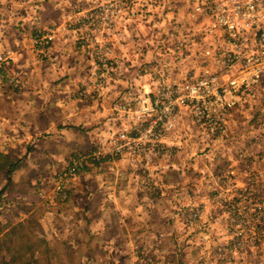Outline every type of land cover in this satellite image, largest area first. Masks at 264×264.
<instances>
[{
    "label": "rangeland",
    "instance_id": "rangeland-1",
    "mask_svg": "<svg viewBox=\"0 0 264 264\" xmlns=\"http://www.w3.org/2000/svg\"><path fill=\"white\" fill-rule=\"evenodd\" d=\"M50 1L56 21L29 33L16 24L14 40L0 39L14 57L0 68L1 155L17 165L10 178L0 171V227L28 224L47 239L53 264H264V76L222 133L185 106L160 154H116L121 130L148 125L153 113L138 119L140 107L203 65L215 69L203 55L211 39L200 37L209 20L186 21L191 0H125L132 8L108 28L95 7L86 12L100 0ZM76 7L82 22L69 25ZM39 79L48 84L36 87ZM73 161L84 168L59 196ZM87 189L100 196L91 213L81 206ZM108 192L125 205L111 222L99 205ZM70 193L76 206L56 218Z\"/></svg>",
    "mask_w": 264,
    "mask_h": 264
},
{
    "label": "built area",
    "instance_id": "built-area-1",
    "mask_svg": "<svg viewBox=\"0 0 264 264\" xmlns=\"http://www.w3.org/2000/svg\"><path fill=\"white\" fill-rule=\"evenodd\" d=\"M191 2L186 14L188 21L209 20L208 26L203 24L200 28V37L211 39L212 45L203 49V55L211 59L215 69L203 65L201 75L189 78L183 83H174L173 91L161 92L147 107H140L137 111L138 119L144 112L153 113L148 125L133 136L128 134L127 129L121 130L117 138L119 144L114 148V153L127 149L133 153L146 151L160 154L164 149L160 142L174 131L179 116L178 109L185 106L196 121L209 120L214 125L212 131L222 133L230 111L250 95L264 76V0ZM129 3L131 6L125 0H100L86 12H93L95 7L94 12L103 15V23L110 28L114 17L125 12V7L132 8L133 2ZM82 11L76 7L72 12L66 13V23L80 24L82 20L77 15L82 14ZM130 12L136 13L132 9ZM85 19L88 20L89 17L85 16ZM42 40L49 43L52 40L51 32L43 36ZM13 59L11 51H1L0 68ZM214 70L230 75L221 76ZM6 149V144L0 141V154ZM99 155L100 151L94 154L95 158L92 157L98 159L101 157ZM75 161L63 173V179H60L63 174L59 175L57 191L62 192L66 188L65 180L78 171L81 164Z\"/></svg>",
    "mask_w": 264,
    "mask_h": 264
},
{
    "label": "crops",
    "instance_id": "crops-1",
    "mask_svg": "<svg viewBox=\"0 0 264 264\" xmlns=\"http://www.w3.org/2000/svg\"><path fill=\"white\" fill-rule=\"evenodd\" d=\"M55 4H53V2H51L50 0H0V11L7 9L6 10V14L8 16L7 19H5V21L3 22V20L0 22L1 26H0V39H12L14 40V36H17L18 31H14V25H25V28H21V30L27 31V33L30 32V28L29 25H31V28H35V27H45L49 24H51L52 22L57 20V12H55ZM10 9V11H8ZM57 10V8H56ZM186 21H188V19H186ZM24 32H22V36H24ZM22 38V37H21ZM24 40V39H22ZM34 71H36V68H32ZM38 71V69H37ZM39 83L36 85V83L34 85H36V87L40 88L41 87H45L46 84H48V82L46 80H42L39 79ZM68 81H73L71 79H68ZM61 82V81H60ZM59 84V83H58ZM58 84H55L58 85ZM43 95L45 94L44 92H42ZM1 156V154H0ZM109 168V167H108ZM105 170V168H104ZM104 185H106V183L104 182ZM73 186V185H72ZM75 188V187H74ZM96 189H93L92 191L87 189L85 195L84 196V200L86 201V206L81 204V206H83L84 210L86 209L87 213H91L92 212V208H94L93 202L96 201L97 199L100 198V196H96ZM70 195V196H69ZM75 194H68L67 198L64 200V202L62 203V205L64 203H68L67 207H62V206H58L55 209V217L57 218V216H63L65 215L64 212H71L72 209L76 206V203L72 202L71 200L73 199ZM108 197L107 196H103V198H101V202L99 203V205L103 203L104 207H106L107 209V214H108V222H111L110 219H113V216L116 214H124L123 212H125V205H123L122 202H118V200H116L118 203H114L116 201H114V195L111 194L110 192H108ZM106 202V203H105ZM117 210V211H116ZM44 213H46L44 215L48 216L49 213H51V210H46ZM113 214V216H112ZM112 216V218H111ZM121 216V215H120ZM106 225V223H105Z\"/></svg>",
    "mask_w": 264,
    "mask_h": 264
},
{
    "label": "trees",
    "instance_id": "trees-1",
    "mask_svg": "<svg viewBox=\"0 0 264 264\" xmlns=\"http://www.w3.org/2000/svg\"><path fill=\"white\" fill-rule=\"evenodd\" d=\"M8 157L7 155L0 156L1 159H5L0 164V171L6 166L5 174L10 178L17 165ZM93 161L96 164L99 163V160L93 159ZM79 168L82 169L84 166ZM60 193L58 191L59 196ZM59 196L58 198H60ZM1 199L0 193V201ZM65 199L62 198V201ZM50 249L47 239L43 236L34 235L30 226L22 221L10 228L0 227V264H53L48 255L51 252Z\"/></svg>",
    "mask_w": 264,
    "mask_h": 264
}]
</instances>
